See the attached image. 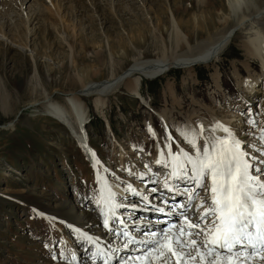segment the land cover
Wrapping results in <instances>:
<instances>
[{"label": "rangeland", "instance_id": "1", "mask_svg": "<svg viewBox=\"0 0 264 264\" xmlns=\"http://www.w3.org/2000/svg\"><path fill=\"white\" fill-rule=\"evenodd\" d=\"M235 17L227 0H0V99H6L10 106L8 114L0 110V264H83L86 260L78 258L75 249L79 245L72 233L91 238L84 232L89 226L72 214L89 212L101 221L103 217L83 152L62 126L66 124L45 115L40 103L48 97L64 105L66 95L84 90L86 84L120 77L137 61L175 58L207 49L204 45L229 29V24L234 25ZM18 29L23 32L18 34ZM236 31L208 65L160 76L158 94H150L151 86L146 82L151 80L143 79L139 91L143 82L148 91L144 101L140 98L142 102L127 90V74L123 77L125 83L101 105H94V97L81 99L86 114L88 108L84 121L88 123L92 147L105 159V169L119 179L117 198L125 196L122 189L140 186L144 197L158 199L133 176L150 172L147 164L137 166L153 158L152 152L145 151L161 155L162 124L174 133L172 143L194 156L195 149L188 144L185 133L199 147L215 137H224L221 128L214 136L213 130L219 124L215 121L230 129L231 122L239 134L245 136L249 131L252 135L250 145L255 148L248 149L254 157L253 173L256 166L264 167V142L259 140L264 131V72L256 59L245 57V39L234 36ZM9 39H15L14 44L10 45ZM30 40L28 47L21 46L20 41ZM45 40L51 44L44 46ZM203 43L204 47L198 49ZM234 52L239 54L237 58ZM247 83L255 84L246 89ZM92 112L104 122V130L99 123L96 127L89 124ZM108 116L119 122L115 124L117 133L106 128ZM252 120L255 124L249 123ZM82 123L66 126L75 132ZM152 125L160 129L156 140L160 148L155 143L151 149L148 137L142 136ZM179 150H175L176 155ZM140 157L143 160L136 162ZM119 171L123 174L117 175ZM110 174L104 179L108 189L114 191ZM151 180L148 187L156 188L159 182ZM184 187L180 185L178 196L183 206L187 202ZM196 191L192 204L177 211L174 231L181 227V211L195 222L203 211L197 205L202 201L210 204L209 192ZM120 205V212H129L123 203ZM70 217L75 220L69 223ZM206 224L202 221L201 227ZM111 226L124 231L115 223ZM109 230L103 234L108 250L100 251L110 257L111 264H122L129 258H133L131 264H138L134 257L143 255L147 246L129 244L121 233L109 234ZM191 231V238L199 244L203 235L197 237L199 230ZM86 250L84 254L89 257L92 250ZM188 250L195 255L194 249ZM169 255L166 253L167 264H175ZM158 263L165 264V258H159ZM194 264H199V258ZM247 264H264V253L254 255Z\"/></svg>", "mask_w": 264, "mask_h": 264}, {"label": "snow or ice", "instance_id": "2", "mask_svg": "<svg viewBox=\"0 0 264 264\" xmlns=\"http://www.w3.org/2000/svg\"><path fill=\"white\" fill-rule=\"evenodd\" d=\"M249 123L255 124V120ZM216 127L227 135L215 137L210 143L206 142L199 147L195 139L185 133L188 144L195 149L194 156L183 149L177 155L171 151L168 153L172 161L171 177L185 185L183 193L187 196V202L183 208L187 209L192 204L198 195L196 189L210 193V204L202 201L197 205L203 211L195 222L190 221L181 211L183 220L178 232L173 230L174 226H170L160 236L153 233L150 240H140L139 243L148 245L143 255L134 257L141 264L148 258L160 257H164L167 264L166 253L175 258V264H194L197 258L199 264H247L254 255L264 253V167L256 166L253 173L254 157L250 156L247 146L228 127L219 124ZM166 139L171 147V137ZM259 140L264 142V131L260 133ZM261 155L264 156V152ZM160 163L162 161L157 160V164ZM205 181L210 183L206 185ZM164 187L175 194L181 193L179 184L170 185L165 182ZM96 202L101 205L103 225L108 228L110 219L116 216V209L121 205L116 203L115 194L111 191H108L106 197L102 192ZM159 211L163 212V209ZM202 221H207L203 228ZM191 230H199L196 232L197 237L203 235L199 244L196 238H191ZM121 235L127 238L129 244L137 243L127 231L121 232ZM188 249H194L195 255L186 251ZM132 259H124L122 264H131ZM105 264H108L107 257Z\"/></svg>", "mask_w": 264, "mask_h": 264}, {"label": "bare ground", "instance_id": "3", "mask_svg": "<svg viewBox=\"0 0 264 264\" xmlns=\"http://www.w3.org/2000/svg\"><path fill=\"white\" fill-rule=\"evenodd\" d=\"M228 4V9L232 13H236V21L235 24H229L228 27L229 29L223 31L217 38L212 39L210 42H208L206 45L200 44L198 45V49L208 46L207 49L200 50L194 54L191 55H183L177 56L175 58H163L161 60H156V61H137L134 63V65L131 67L130 70H128L126 73L122 74L120 77L114 78L110 77L106 81L99 83V84H86L84 90L78 91L77 93L69 94L66 95V99H64L65 104L61 105L53 100L51 98L44 100L41 102L40 106L41 109L43 110L45 115H48L50 117L55 118L57 121H59L62 124H68L70 123L71 125H76L78 123H82L85 120L86 114V108L84 104L82 103L81 99L82 98H89V97H94V105H101L103 103V100H105L111 92H116L119 90V88L124 84L125 82L123 81L124 78L127 75L126 79L127 80V90L129 93L135 94L139 91L141 81L143 79L145 80H151L157 77H160L167 73L168 71H171L173 69H191L195 65H208L211 63L217 55H219L222 50L229 44L231 40V35L233 32L235 35L234 36H241V39H245L243 42V47H244V52H245V57L247 59H256L259 61L260 66L262 71L264 72V0H227ZM238 14V15H237ZM232 27V28H231ZM1 29V28H0ZM39 32L44 33V31ZM23 31L21 29L17 30V33L20 34ZM10 42L9 44H14V40L9 39ZM30 43H25L24 41H20V44L22 47H28L27 45L31 44V40L29 41ZM51 42L50 40H45L46 45H50ZM60 47V42L58 43ZM204 45V46H203ZM197 50V49H194ZM33 57V61H34ZM250 66V65H249ZM251 67V66H250ZM218 81V80H217ZM255 83H247L246 89H249V87H252V85ZM105 89H108V95L105 94ZM35 89H33V92ZM140 98V96H139ZM6 99H0V110L4 113V115L7 113L8 110H10V106L8 102H6ZM230 129V127L228 126ZM7 129V128H6ZM219 127L217 129L215 128L213 130L214 136H218L219 134ZM221 134V133H220ZM223 134V133H222ZM75 137L78 140H81L80 136L75 135ZM92 149V148H91ZM93 151V150H92ZM94 153V152H93ZM94 155H96L94 153ZM97 156V155H96ZM128 174V173H127ZM126 174V175H127ZM141 179V178H140ZM165 179V176L160 177V181H163ZM120 189L118 186H115L114 191H119ZM125 196L119 197L121 199L122 203L129 204L127 203L128 201L126 199H129L127 195L130 192L123 191L121 190ZM116 194L115 192H113ZM127 193V194H125ZM140 193V191H139ZM119 194V193H118ZM132 194V193H130ZM141 194V193H140ZM143 195V194H141ZM159 195V194H158ZM155 197H161L155 196ZM158 201L156 199L154 203L152 202L151 204H155ZM177 202V201H176ZM181 202V201H179ZM157 203H160L159 201ZM130 206V205H129ZM127 207V206H126ZM159 209H163V212L160 211L158 215H152V218H149L150 220L154 221L149 224L148 227H144L140 229L141 234H143V237L137 239V243L135 244H141L139 243V240H150L152 238V234L156 233L157 236L159 235V231L163 227H168L173 223V220L175 218V215H172L169 217L170 212H173L175 210H170L169 208H164L161 206H158ZM101 208V205H99V209ZM77 210V209H76ZM119 211V209H118ZM128 211V210H127ZM130 210L129 212H131ZM156 211V209H153V212ZM78 212V211H77ZM126 212V211H124ZM129 212H126L125 214H120V212H117L120 214V216H124L127 218L126 215L129 214ZM74 213V211H73ZM74 217H76L79 221H86L88 224V228H84V232H87L91 238L89 239H84L82 235L76 233V232H71L72 237L75 239V241L78 243L79 248L77 247L75 251L77 254L79 253L80 256L78 255V258L81 260H86L83 264H105V253L100 251L101 249H105L106 251V245L108 244V240L104 237V233L110 228V225L112 224L113 221L110 220L109 222V227L105 228L103 225V220L104 216L102 214V221L100 218H98L96 215L90 214L89 212H82V214H72ZM162 215V216H161ZM166 215V216H165ZM142 216H145V213L142 214ZM70 217L68 219V222L70 223L71 221H74L75 218ZM161 217L163 218V221L165 222H160ZM115 223L116 219L113 217ZM124 221V218H123ZM134 221L132 219H128L127 221H124L126 223ZM165 223V224H163ZM133 225V226H130ZM129 227L132 229L134 228V224L130 223ZM177 229H180V226H177ZM130 236V235H129ZM142 236V235H141ZM131 237V236H130ZM127 239V238H126ZM134 240V239H133ZM96 245L100 247V249H96ZM147 246L148 245H144ZM87 248H91L92 252L87 255L84 253L87 252ZM144 248V247H143ZM79 250V251H78ZM86 250V251H84ZM108 250V249H107ZM111 250V249H110ZM192 250V249H191ZM73 251V250H72ZM138 251V250H137ZM190 252L189 250H186ZM108 252V251H107ZM112 252V251H111ZM141 252V251H139ZM88 253V252H87ZM110 253V252H108ZM158 255V254H157ZM170 257V255H169ZM161 258V257H160ZM172 258V257H171ZM174 258V257H173ZM172 258V259H173ZM171 259V260H172ZM175 259V258H174ZM74 260V259H72ZM108 264H111V259L107 257ZM159 259H152L148 258L146 259L143 264H159L158 261ZM78 261V259L76 260ZM115 261V260H114ZM113 261V262H114ZM175 261V260H174ZM136 263V262H135ZM134 263V264H135ZM168 263V262H167ZM172 263V262H171ZM138 264H141L139 261ZM174 264V263H173Z\"/></svg>", "mask_w": 264, "mask_h": 264}]
</instances>
